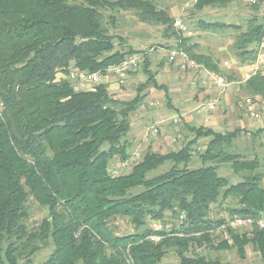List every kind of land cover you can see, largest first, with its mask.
Listing matches in <instances>:
<instances>
[{
	"label": "trees",
	"instance_id": "trees-1",
	"mask_svg": "<svg viewBox=\"0 0 264 264\" xmlns=\"http://www.w3.org/2000/svg\"><path fill=\"white\" fill-rule=\"evenodd\" d=\"M237 1L198 0L192 9L200 12ZM157 2L0 0V264H161L171 251L180 264H224L190 253L195 246L237 249L243 259L250 245L264 262V229L254 225L252 232L243 234L227 229L229 239L216 244L212 232L228 219L210 216L212 206L234 198L237 205L223 209L230 219L264 217L262 162L229 151L238 136L250 131L222 134L185 126L195 139L184 147L169 153L149 150L129 173L115 175L110 168L114 160L128 163L133 158L127 139L131 115L148 88H161L149 59L144 57L146 83L127 102L113 97L105 83L95 91H77L69 78L75 69L105 74L136 53L116 50L103 14L133 11L142 22L163 26L165 35L176 38L178 50L190 59L227 83L237 80L211 56L200 53L198 45H190L191 37L174 27L175 17ZM251 9L263 15L259 6ZM109 19L115 26V16ZM198 27L236 29L235 55L244 66L257 61L264 39V22L259 19L248 20L246 31L206 21ZM241 89L260 105L264 71L242 80ZM207 137L209 144L199 155L202 165L191 167L194 145ZM166 163L171 164L167 171L148 176ZM226 164L235 174H245L241 181L231 184L218 173ZM30 202L48 215L31 224ZM168 212L183 216L182 225L154 230L152 223L162 222ZM121 218L135 231L119 233L115 221ZM154 236L160 240H152ZM47 248L48 258L34 262L33 257Z\"/></svg>",
	"mask_w": 264,
	"mask_h": 264
},
{
	"label": "rangeland",
	"instance_id": "rangeland-1",
	"mask_svg": "<svg viewBox=\"0 0 264 264\" xmlns=\"http://www.w3.org/2000/svg\"><path fill=\"white\" fill-rule=\"evenodd\" d=\"M75 1L82 2V0ZM188 1L158 0L157 3L161 9H169L173 17L184 15L185 22L191 33L190 36L184 37H191L190 45H198L200 53L211 56L221 68L225 69L228 76L233 73L237 76V80L228 82V86L224 90L203 89L199 85L200 77L202 76L199 71L184 69L178 65H170L168 63L169 52L178 50V40L167 37L163 26L144 23L133 11H119L117 13L103 11L105 26L115 38L116 50L128 51L133 49L136 52L133 55H138L141 58L139 67L135 72H131L128 75L125 85L121 86V89L116 93H113L112 90L111 95L125 102L131 101L136 96L138 87L146 83L148 79V76L143 71L144 57H148L150 70L155 74L156 82L161 87L148 88L145 91V97L140 108L131 115L132 129L127 139L132 143L130 151H138L137 155L139 158H136L135 162L132 161L135 158L134 155L128 163L114 160L111 163V171L115 175L129 173L133 164L140 162L149 150L156 153L178 151L188 142L195 139V134L188 131L185 126H203L222 134L237 129L250 131L238 136L229 151L245 159L251 160L258 157L262 162L261 172L264 174V117L261 121L252 120L247 113V107L244 106L245 99L249 98L248 94L241 89L243 80L241 72L244 64L237 58L233 48L238 31L233 28L203 31L198 27V22L206 21L209 23L236 25L241 27L242 31H246L248 20L257 18L260 22H264V14H254L251 7L243 0H238L227 7H209L200 12L194 11L192 8L185 11L184 7ZM112 15L116 19L115 26L110 24L109 18ZM226 63H228L227 66H225ZM77 70L75 69L74 71ZM262 70L264 71V65ZM73 82L75 83V81ZM210 99L218 100L217 109L212 114L211 123L205 126L202 120L201 123L196 118L194 109L198 104ZM151 102H154L156 106L152 107L150 105ZM175 116L180 118L178 124L172 122V117ZM155 128L158 129L157 134L153 132ZM258 131L262 132L258 133ZM209 141L210 137L200 138L194 145V160L191 167L202 165L199 155L204 153ZM170 167L171 164L166 163L156 171L149 173L148 176L153 177L164 173ZM218 173L226 177L231 184L241 181L245 175L243 173L235 174L227 164L221 166ZM262 186L264 187V179ZM30 204L31 224L35 221H40L48 215V211L39 208L33 202H30ZM236 205V199H228L224 203L212 206L210 216L214 220L225 218L231 221L235 218L230 219L228 213L224 210ZM182 219L181 216L177 218L168 212L165 219L160 223L168 230H171L173 227L182 225ZM115 226L116 230L121 234L135 231L134 225L128 219L121 218L116 220ZM254 227L232 229L238 230L237 232L243 234L252 232ZM214 231L212 233L218 240L216 244L224 239H229V235L226 233L228 230L217 228ZM50 252V248L45 249L38 256L33 257V261L36 263L45 261ZM195 254L210 260L218 259L224 264H264L259 253L251 245L246 248V257L243 259L240 258L237 249L218 251L211 250L205 246L201 248L195 246V252L190 253V255ZM161 264H180V260L177 254L171 251L162 260Z\"/></svg>",
	"mask_w": 264,
	"mask_h": 264
},
{
	"label": "built area",
	"instance_id": "built-area-1",
	"mask_svg": "<svg viewBox=\"0 0 264 264\" xmlns=\"http://www.w3.org/2000/svg\"><path fill=\"white\" fill-rule=\"evenodd\" d=\"M198 0H189L184 7V10L187 11L194 7ZM250 7L259 6V13L264 14V1L262 0H243ZM174 27L181 33L186 36H190L191 33L189 28L185 22L184 15H178L174 19ZM259 56L255 63L248 65L249 69L243 75V80L246 81L250 79V77L257 72L262 70L260 62V55L264 53V39L262 40L259 46ZM168 63L178 65L184 69H191L195 71H199L201 73L199 85L202 88L208 89H217L224 90L228 83L223 76H220L212 71H209L202 65L198 64L195 60H192L188 57L185 52L179 50H172L169 52ZM141 58L138 55H131L127 57L124 61H122L118 65H114L110 67L105 75L100 73H85L83 71H73L70 74V79L75 81V89L77 91H95L96 87L102 83H107L108 87L112 82L117 83L119 86H124L128 75L131 72H134L140 65ZM226 63L225 66H227ZM246 105L248 107L249 115L255 121H261L264 117V99L260 105L256 104L251 98H247L245 100ZM218 100L210 99L209 101L202 102L198 104L194 109V114L201 118V120L208 124L212 118V114L217 109ZM150 105L155 107L156 104L151 102ZM172 122L178 124L180 122V118L177 116L172 117ZM155 134L158 133V129H153ZM183 218V216H182ZM256 222V224H254ZM257 225L260 229H264V217L255 221L253 218H235L227 223L223 224L220 229L227 230L231 228H246ZM154 230H162L165 229L160 222H153L151 226ZM152 240L159 241V237H151Z\"/></svg>",
	"mask_w": 264,
	"mask_h": 264
},
{
	"label": "crops",
	"instance_id": "crops-1",
	"mask_svg": "<svg viewBox=\"0 0 264 264\" xmlns=\"http://www.w3.org/2000/svg\"><path fill=\"white\" fill-rule=\"evenodd\" d=\"M260 62H262V64H261V67H263V65H264V53L263 54H261L260 55ZM249 69V66L248 65H245L244 67H242V72H241V75L243 76L244 75V73H246L247 72V70ZM121 89V86H119L117 83H114V82H112L111 84H110V86H109V91L111 92L112 90H113V93H116L117 91H119ZM204 89V88H203ZM206 89V88H205ZM208 89V88H207ZM248 111V110H247ZM196 116V115H195ZM196 118L197 119H199L200 121H201V118H199L198 116H196ZM252 119V118H251ZM252 120H254V119H252ZM255 121V120H254ZM201 123H202V121H201ZM211 123V120H210V122L208 123V124H205L204 122H203V124L206 126V125H209ZM132 153H133V157H134V155H135V158L132 160V161H136V158H139L138 157V151H132Z\"/></svg>",
	"mask_w": 264,
	"mask_h": 264
}]
</instances>
